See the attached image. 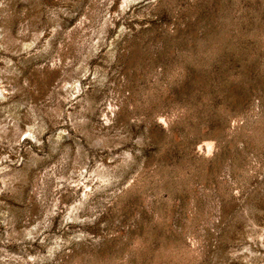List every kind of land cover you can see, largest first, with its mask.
Here are the masks:
<instances>
[{"label":"rangeland","instance_id":"rangeland-1","mask_svg":"<svg viewBox=\"0 0 264 264\" xmlns=\"http://www.w3.org/2000/svg\"><path fill=\"white\" fill-rule=\"evenodd\" d=\"M0 264H264V0H0Z\"/></svg>","mask_w":264,"mask_h":264}]
</instances>
